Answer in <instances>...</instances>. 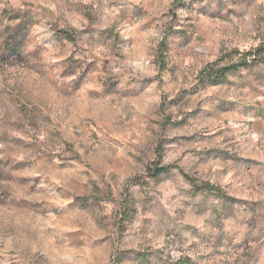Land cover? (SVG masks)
Returning a JSON list of instances; mask_svg holds the SVG:
<instances>
[{
    "label": "rangeland",
    "instance_id": "obj_1",
    "mask_svg": "<svg viewBox=\"0 0 264 264\" xmlns=\"http://www.w3.org/2000/svg\"><path fill=\"white\" fill-rule=\"evenodd\" d=\"M0 264H264V0H0Z\"/></svg>",
    "mask_w": 264,
    "mask_h": 264
},
{
    "label": "trees",
    "instance_id": "obj_2",
    "mask_svg": "<svg viewBox=\"0 0 264 264\" xmlns=\"http://www.w3.org/2000/svg\"><path fill=\"white\" fill-rule=\"evenodd\" d=\"M255 59L257 58H254V59L248 58V63H249V60H255ZM242 64L245 65L246 63L243 62ZM238 68H239V65H236V64L225 66L221 69L222 76L226 77L229 73L236 71ZM165 172H168L167 168H162V169L159 168L157 169V173H154L152 176H156L157 174L160 175Z\"/></svg>",
    "mask_w": 264,
    "mask_h": 264
}]
</instances>
